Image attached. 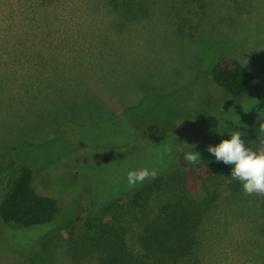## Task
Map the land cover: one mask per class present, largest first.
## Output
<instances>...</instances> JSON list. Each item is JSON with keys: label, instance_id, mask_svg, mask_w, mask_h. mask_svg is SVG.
I'll return each instance as SVG.
<instances>
[{"label": "rangeland", "instance_id": "1", "mask_svg": "<svg viewBox=\"0 0 264 264\" xmlns=\"http://www.w3.org/2000/svg\"><path fill=\"white\" fill-rule=\"evenodd\" d=\"M111 1L0 0V170L30 163L36 190L59 204L46 224L0 218V264H76L70 233L101 216L125 224L137 252L163 204L218 188L183 264H264V196L227 187L207 151L231 131L264 151V0H145L143 17ZM232 54L257 79L241 99L211 77ZM210 114L218 127L201 124ZM192 146L196 164L184 159ZM140 168L162 178L145 208L128 197L153 180L130 188L127 173Z\"/></svg>", "mask_w": 264, "mask_h": 264}, {"label": "trees", "instance_id": "2", "mask_svg": "<svg viewBox=\"0 0 264 264\" xmlns=\"http://www.w3.org/2000/svg\"><path fill=\"white\" fill-rule=\"evenodd\" d=\"M115 2L112 0L110 3L116 8H123L121 13L124 17L129 12L131 17L133 14L139 17L148 15L143 5L145 0L137 4ZM134 6L137 9L132 12L131 7ZM211 77L218 87L238 99L248 95L257 84L256 76L234 54L218 60L211 69ZM200 122L206 128H216L220 124L213 114L201 118ZM149 128L160 130L156 124H151ZM253 150L261 151L257 147ZM18 163L19 160H15L5 170H0L1 220L18 227L52 221L59 210L58 200L36 190L34 169L30 163ZM210 167L215 175L230 181L227 187L240 189L241 183L230 176L231 165L213 161ZM161 182L162 178L158 176L134 190L128 196L130 203L145 208ZM220 190L207 192L201 200H192L182 194L175 201L163 204L155 216L144 222L138 238L140 250L137 252L129 246L125 224L107 221L103 216L85 219V226L92 231L78 235L70 233V254L76 264H183V260L194 252L198 243L196 233L205 213L220 199ZM118 202L119 199L110 201L105 213ZM261 206L264 210V199ZM185 264L191 263L187 260Z\"/></svg>", "mask_w": 264, "mask_h": 264}, {"label": "clouds", "instance_id": "3", "mask_svg": "<svg viewBox=\"0 0 264 264\" xmlns=\"http://www.w3.org/2000/svg\"><path fill=\"white\" fill-rule=\"evenodd\" d=\"M259 131L264 133V123L259 125ZM222 132V131H221ZM244 133L231 131L230 139H224L219 144L207 147V151L214 155L217 162L231 165L230 176L241 183L245 195L264 196V151H255L245 145L241 138ZM191 150L184 155L186 162L196 164L201 161L200 153ZM155 169L140 168L127 173L126 179L130 188L138 184L155 179Z\"/></svg>", "mask_w": 264, "mask_h": 264}]
</instances>
